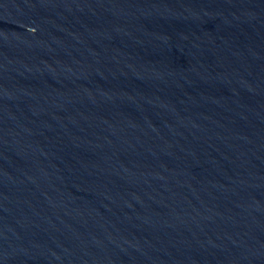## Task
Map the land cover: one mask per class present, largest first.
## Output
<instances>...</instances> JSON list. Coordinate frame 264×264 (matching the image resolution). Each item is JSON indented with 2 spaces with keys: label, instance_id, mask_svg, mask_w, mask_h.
<instances>
[{
  "label": "water",
  "instance_id": "obj_1",
  "mask_svg": "<svg viewBox=\"0 0 264 264\" xmlns=\"http://www.w3.org/2000/svg\"><path fill=\"white\" fill-rule=\"evenodd\" d=\"M0 264H264V0H0Z\"/></svg>",
  "mask_w": 264,
  "mask_h": 264
}]
</instances>
